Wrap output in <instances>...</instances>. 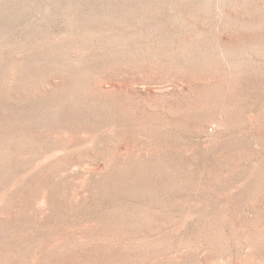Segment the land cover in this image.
<instances>
[{
    "label": "rangeland",
    "instance_id": "1",
    "mask_svg": "<svg viewBox=\"0 0 264 264\" xmlns=\"http://www.w3.org/2000/svg\"><path fill=\"white\" fill-rule=\"evenodd\" d=\"M0 264H264V0H0Z\"/></svg>",
    "mask_w": 264,
    "mask_h": 264
}]
</instances>
